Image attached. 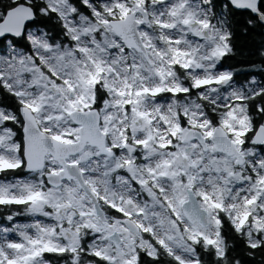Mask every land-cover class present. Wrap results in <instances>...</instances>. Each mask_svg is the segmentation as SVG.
<instances>
[{
    "label": "snow or ice",
    "instance_id": "snow-or-ice-1",
    "mask_svg": "<svg viewBox=\"0 0 264 264\" xmlns=\"http://www.w3.org/2000/svg\"><path fill=\"white\" fill-rule=\"evenodd\" d=\"M0 264H264V0H0Z\"/></svg>",
    "mask_w": 264,
    "mask_h": 264
}]
</instances>
